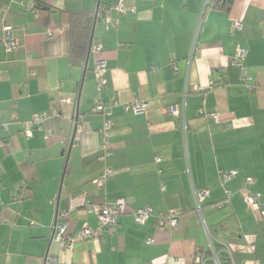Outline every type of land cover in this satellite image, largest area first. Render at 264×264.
<instances>
[{
  "label": "crops",
  "instance_id": "0c3cea01",
  "mask_svg": "<svg viewBox=\"0 0 264 264\" xmlns=\"http://www.w3.org/2000/svg\"><path fill=\"white\" fill-rule=\"evenodd\" d=\"M99 2L0 0V264H202L193 257L210 240L230 264H264V217L243 200L247 188L264 199V0H233L227 11L206 8L208 0H125L126 13L98 21L103 51L85 70L70 62V11ZM236 19L243 28L231 33ZM7 25L19 44L11 53ZM238 47L248 79L235 64ZM99 58L107 61L101 92ZM221 77L225 84L212 85ZM99 99L117 102L104 161V114L92 110ZM136 101L144 112L126 110ZM40 112L47 116L32 125ZM30 126L33 135H22ZM106 168L114 174L98 186ZM234 170L222 186L220 171ZM202 188L210 195L200 215ZM121 197L127 206L112 233L73 248L53 241L59 213L75 235L100 228L87 203ZM146 206L154 216L140 224L134 214ZM169 210L180 212L178 226L159 227L156 215Z\"/></svg>",
  "mask_w": 264,
  "mask_h": 264
},
{
  "label": "built area",
  "instance_id": "2783aa9c",
  "mask_svg": "<svg viewBox=\"0 0 264 264\" xmlns=\"http://www.w3.org/2000/svg\"><path fill=\"white\" fill-rule=\"evenodd\" d=\"M210 0H208L209 3ZM30 8H35V5L31 4ZM128 10L125 0H115V2L111 6H105L101 11L98 12V19L99 21H102L104 23H111L112 11H116L119 14H124ZM243 23L239 20H234L230 32L234 33L236 31L242 30ZM5 49L7 53H11L19 48V44L17 41V38L14 34V30L11 26H5L3 28V37H2ZM196 42L193 44V52L196 48ZM103 51V44L100 42H94L92 45L91 53L92 54H100ZM247 51L241 47L237 48L236 53V59L235 64L237 67H240L242 71V76L245 79L250 78L247 72V68L244 67L243 61L246 57ZM107 71V61L104 58H99L96 61V66L94 68L96 80H97V89L99 92L103 90L104 85L106 84V80L104 79L105 73ZM30 75H35V71L33 68L29 69ZM219 81L217 83L212 81V85H223L225 84V78L221 77L218 79ZM62 102H70L71 100L69 98H62ZM117 105L116 101H112L111 103H106L103 100L99 99L95 102L92 110L94 112H100L104 114V126L102 128V138H103V147L104 150L99 156V159L104 161L108 157L112 155V150L109 148L110 144V132L114 125L113 120V107ZM147 104L143 103L141 101L133 102L126 106V110L133 111L135 113H142L145 111ZM167 112H172L175 114H178V107L177 106H169L166 108ZM208 117H215L217 113H208ZM47 116L46 112H40L34 115L33 120L31 121L32 125L39 126ZM77 127H80L79 122H76ZM22 135L26 136H32L33 135V128L30 126V128L25 129L21 132ZM52 135H47V137H51ZM157 161H161L160 157H157ZM114 174V170L111 168H106L103 173L94 180V182L98 186H104L106 183L107 178ZM237 174V171H220V182L222 186H225V184L232 178L234 175ZM252 183V179H247V186ZM246 186V187H247ZM226 194L228 197L232 195L231 190L226 189ZM210 195V191L208 189L202 188L197 191H195V206L196 211L198 214L202 215L203 213V206L205 204V200H207V197ZM247 206L251 209V211L256 212L257 214L264 217V199L262 197L261 193L258 192H252L250 189H246L244 198ZM127 206V201L125 198L121 197L118 198L113 203H107V204H93V203H87L86 209L89 212H93L98 215L100 228L93 229L88 226L83 227L77 234L72 235L67 230V224L64 221V214L59 213L57 215V218L53 225L54 235H53V241L56 243L66 247V248H73L77 241L79 240H87L92 238H97L101 235V230L105 229L108 232L112 233L116 227L119 224V218L122 214L125 213ZM135 219L140 224H145L147 221L154 216V210L151 206H146L143 208L138 209L135 212ZM179 217L180 212L176 210H169L165 213H159L156 215L157 218V224L159 227L164 228L166 226H169L170 228H176L179 223ZM207 230V234L209 235V231ZM155 238L150 237L147 239V243L152 244L154 243ZM224 251V249L220 248L218 245L214 244L213 241L210 240L209 242V248L206 251H197L194 254V260L195 262L202 263V264H224L221 260V253ZM54 261V259H52Z\"/></svg>",
  "mask_w": 264,
  "mask_h": 264
},
{
  "label": "trees",
  "instance_id": "16d2710c",
  "mask_svg": "<svg viewBox=\"0 0 264 264\" xmlns=\"http://www.w3.org/2000/svg\"><path fill=\"white\" fill-rule=\"evenodd\" d=\"M115 0L109 3L99 2V11L105 6H111ZM233 0H210L208 7L218 10L227 11ZM42 3L36 4L35 7H43ZM47 8H50L49 6ZM96 10L79 9L70 11V62L73 66H84L87 61L88 51L90 47L91 35L95 20ZM99 21V19H98ZM224 264H230L229 257L225 251L221 253Z\"/></svg>",
  "mask_w": 264,
  "mask_h": 264
},
{
  "label": "water",
  "instance_id": "95a60500",
  "mask_svg": "<svg viewBox=\"0 0 264 264\" xmlns=\"http://www.w3.org/2000/svg\"><path fill=\"white\" fill-rule=\"evenodd\" d=\"M98 12H99V4H98V6L96 8L95 20H94V25H93L92 35H91V41H90V47H89V51H88L87 61L85 63V70L87 69L88 62H89V59H90V56H91L92 45L94 43L95 29H96V25L98 23Z\"/></svg>",
  "mask_w": 264,
  "mask_h": 264
}]
</instances>
